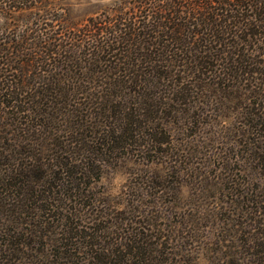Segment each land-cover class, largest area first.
Listing matches in <instances>:
<instances>
[{"label": "trees", "instance_id": "obj_1", "mask_svg": "<svg viewBox=\"0 0 264 264\" xmlns=\"http://www.w3.org/2000/svg\"><path fill=\"white\" fill-rule=\"evenodd\" d=\"M66 1L0 0V264H181L157 214L104 245L91 185L161 170L192 130L264 163V0H116L86 19ZM133 172L122 215L154 185Z\"/></svg>", "mask_w": 264, "mask_h": 264}, {"label": "rangeland", "instance_id": "obj_2", "mask_svg": "<svg viewBox=\"0 0 264 264\" xmlns=\"http://www.w3.org/2000/svg\"><path fill=\"white\" fill-rule=\"evenodd\" d=\"M114 2L67 0L62 7L69 9L72 17L86 19L102 13ZM224 143L225 140L199 138V131L194 134L192 130L189 135L185 131V135H175L171 141L179 148V157L167 160L161 170L154 161L147 162L148 167L127 163L124 168L105 171L99 182L91 185V191L106 206L85 208L86 215L90 213V223L96 218L93 229L106 233L104 245L124 235L123 227L151 234L145 217L157 214L163 239L167 235L172 238L164 240L165 246L182 255L181 264H264V163L242 151L235 156L227 151L234 146ZM140 167L155 171L154 185H142L140 208L130 216L122 215L123 210L134 207L127 205L126 194L135 181L130 175L135 176L133 170ZM106 207L118 213L113 217H118V225L105 215L110 213L102 210ZM124 217L141 224L122 225Z\"/></svg>", "mask_w": 264, "mask_h": 264}]
</instances>
